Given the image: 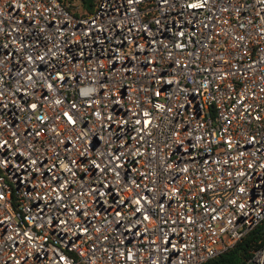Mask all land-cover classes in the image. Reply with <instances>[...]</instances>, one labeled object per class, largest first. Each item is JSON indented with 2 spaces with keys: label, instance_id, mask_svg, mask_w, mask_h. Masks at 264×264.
Here are the masks:
<instances>
[{
  "label": "built area",
  "instance_id": "1",
  "mask_svg": "<svg viewBox=\"0 0 264 264\" xmlns=\"http://www.w3.org/2000/svg\"><path fill=\"white\" fill-rule=\"evenodd\" d=\"M81 10L0 0V264L222 253L264 220V0Z\"/></svg>",
  "mask_w": 264,
  "mask_h": 264
},
{
  "label": "trees",
  "instance_id": "2",
  "mask_svg": "<svg viewBox=\"0 0 264 264\" xmlns=\"http://www.w3.org/2000/svg\"><path fill=\"white\" fill-rule=\"evenodd\" d=\"M95 0H80L81 14H88L94 6ZM264 220L251 228L242 238L222 253L204 261L201 264H242L250 256V251L264 242L262 228Z\"/></svg>",
  "mask_w": 264,
  "mask_h": 264
},
{
  "label": "water",
  "instance_id": "3",
  "mask_svg": "<svg viewBox=\"0 0 264 264\" xmlns=\"http://www.w3.org/2000/svg\"><path fill=\"white\" fill-rule=\"evenodd\" d=\"M262 232L264 233V226H263V228H262ZM79 264H83V263H79Z\"/></svg>",
  "mask_w": 264,
  "mask_h": 264
}]
</instances>
